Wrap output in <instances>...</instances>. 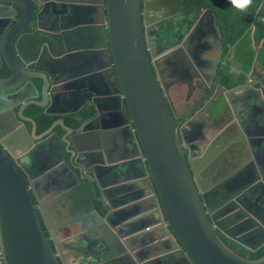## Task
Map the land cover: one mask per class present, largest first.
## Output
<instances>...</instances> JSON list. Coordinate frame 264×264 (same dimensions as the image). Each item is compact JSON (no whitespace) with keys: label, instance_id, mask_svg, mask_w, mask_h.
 Masks as SVG:
<instances>
[{"label":"water","instance_id":"water-1","mask_svg":"<svg viewBox=\"0 0 264 264\" xmlns=\"http://www.w3.org/2000/svg\"><path fill=\"white\" fill-rule=\"evenodd\" d=\"M170 2L174 11L166 7ZM182 3L143 0L142 13V0H0V71L4 65L10 70L0 76V264H70L74 252L84 256L80 264H264V254L243 257L220 236L250 251L264 244V167L256 144V136L264 138V104L259 124L248 120L247 127L231 110L229 88L216 83L211 89L223 43L210 7L192 5L195 25L212 24L218 37L219 53L209 76L186 41L153 49L157 31L164 33L167 24L183 25L170 24ZM261 9L264 0L252 21L256 48L264 41L254 40ZM174 53L170 61L182 57L177 69L183 78L171 82L166 63ZM72 64L69 75L59 80L56 73ZM256 65L255 59L251 71ZM103 75L111 78L109 89L99 88ZM258 75L255 82L261 86L249 85L264 95V71ZM195 77L202 79L196 102L178 113L171 86L180 80L190 85ZM39 90L41 102L33 100ZM92 96L96 118L73 132L62 114L84 108ZM30 105L60 117L37 133L35 119L25 112ZM58 125L66 130L69 158L58 135L51 134ZM120 136L131 150L120 142L121 154L114 156L111 147ZM43 145L48 152L39 150ZM63 211L72 220L58 231L48 219L54 214L61 218ZM73 223L78 226L70 233ZM88 243L98 245L96 260L85 255ZM154 252L158 258L148 261Z\"/></svg>","mask_w":264,"mask_h":264},{"label":"trees","instance_id":"trees-1","mask_svg":"<svg viewBox=\"0 0 264 264\" xmlns=\"http://www.w3.org/2000/svg\"><path fill=\"white\" fill-rule=\"evenodd\" d=\"M183 2L184 8L196 4L200 8L210 7L214 12L222 36V58L225 61V64L218 69L216 74V81L218 83H222L227 88H232L243 83L246 78V72L252 68L255 59L258 68L261 71H264V41L258 48H256L252 43L251 36L252 21L262 0H252L251 6L243 12L235 8L231 4V0H183ZM21 12L20 9L18 16H20ZM256 24L257 27L254 32V40L255 43L258 44L260 40L264 38V9H261L258 12ZM231 65L237 66L240 69L238 75H235L234 72L231 73ZM9 73L10 70L4 65L0 71V76H7ZM25 112L35 119L37 133L47 129L54 120L60 117L57 114L46 113L44 108L36 105L28 106ZM86 119H89L87 104H85L84 108L68 113L66 123L73 129V132H76ZM30 124H28V126H30ZM28 129L30 128L28 127ZM63 133L65 134L66 130H64ZM66 138H68V135H66ZM91 188L92 193L94 194L93 197L95 199V204L97 208L101 210L102 205L95 197V194H98L96 188L94 186H91ZM101 212L103 211L101 210ZM223 239L232 249L243 257L257 259L264 254V244L257 250L250 251L239 244L232 241L229 242L226 237Z\"/></svg>","mask_w":264,"mask_h":264},{"label":"flooded vegetation","instance_id":"flooded-vegetation-1","mask_svg":"<svg viewBox=\"0 0 264 264\" xmlns=\"http://www.w3.org/2000/svg\"><path fill=\"white\" fill-rule=\"evenodd\" d=\"M166 7L170 11H174L175 10L174 4L172 2H170L168 5H166ZM192 10H193L192 6L184 8V2H183L181 11L180 12H176L175 11L174 14L172 15V19L170 20V24H173V22H176V21H178L180 23H183V25H181L182 27L181 26H174V24H173L174 27H170L169 24H167L165 26L166 30H164V33H161L159 31H157L156 35L154 34L153 43L156 44V45H155V47L153 49L157 48V51H159L160 48L162 46L164 47V45H166V44H170V43H174V42H178V41H186V44L190 48L191 53H192L193 57L195 58V60L200 65L203 73L205 75L209 76L210 73L212 72V70L214 69L213 68V63L216 62L217 57H218V53H219L218 52L219 48H218L217 33H216L214 27L211 26L212 24H205L204 25V23H205L204 21L202 22V25L200 24V25L196 26L194 18H193L194 13H193ZM145 11H146V8L143 7V0H142V13H145ZM199 17L200 16H198L196 19L198 20ZM191 20H193L194 23H193V25L190 24V26H189V22ZM203 20H205V19L203 18ZM142 21H143V26L145 27V17H143V16H142ZM186 23H187V25L185 26ZM217 27H218V25H217ZM218 30H219V33H220L219 27H218ZM191 34H192V38H191ZM194 36H198V38H195ZM220 38L222 40L221 33H220ZM193 40L194 41L197 40L198 43L200 42V45L196 46L194 44V46H192L191 44H192V42H194ZM222 43H223V41H222ZM222 52H223V46H222V49L220 51L219 60L217 61V68L215 69L214 79H213V83H212L211 89H213V86L216 83H218L216 81V74H217L218 69L222 66L221 64L224 62V59L222 58ZM175 54L176 53H174L171 56H169L168 63H166V67H167V70H168L167 71V73H168L167 75L169 76L168 80H170L171 82L172 81L174 82V80H176V79H179V78L182 79L183 78L182 75H181L182 71L177 69V65L179 64L178 62L182 61V57L180 58V60L178 62L177 61L176 62L170 61L171 59H174ZM237 71H239V70H237ZM258 74L259 73L256 72V70L255 71H251V69H250L248 72H246V77L250 76L251 78H258V76H259ZM262 79H263V77H262ZM201 82H202V79L198 78V77H195L193 79V82H191L190 85H188L185 81L180 80V82H177V84L174 85V87L171 86V90L173 88H178L179 90L184 89V96L183 97L186 100V99L189 98L188 97V93L189 94L192 93L191 96H196V93L199 91V88L202 87V83ZM198 99H199V97H198ZM195 102L196 101L193 98V99H191V101H189V102L187 101L185 107H183L181 110H178L177 108L176 109H177L178 113H183L190 106L194 105ZM194 112L192 111V112L186 114L185 116H182L181 120L185 119L186 117L188 118V117L192 116L194 114ZM26 115L31 116V115H29L27 113H26ZM111 118H113L112 121H114V120L119 121L120 120V118L118 116H116V117L111 116ZM181 120H180V118L176 119L175 120L176 124H178ZM197 126H198V122L196 121L190 126V131H192L193 128H196ZM48 147L49 146H47V145H43L42 147H40L39 150L48 152L47 151ZM128 149H129V147H127V149L125 151H127ZM64 154H70V153L66 152ZM17 168H18V171L20 172V175L22 176L23 180L28 185V179H27L26 174L19 168V166ZM74 169L79 174H82L81 171H79L77 168H74ZM85 180H87V178H83L82 179V181H85ZM89 183H90V186H95L94 182L89 181ZM91 190H92V188H91ZM38 191H40V190L38 189ZM29 193H30V196H31L34 204L37 205V200H36L35 195H34V193L32 192L31 189H29ZM92 195L94 196L93 193H92ZM95 197H97L96 194H95ZM79 209H80V206H79L78 210ZM45 214H46V216L49 215V213H45ZM61 216L62 217L60 218L57 214H54V216L52 217L51 221H50V219H48L49 223L52 224L51 225L52 228L60 227L58 229V231H64L65 227H62V225L65 224L66 222H69V221L72 220V218L70 217L71 213H68V212L65 213V211H63V214H61ZM39 217H40V215H39ZM40 220L42 222V218L41 217H40ZM51 222H53V223H51ZM42 224H43V222H42ZM70 225L72 227L71 228L72 230H70L71 231L70 233L75 232V230L77 229L78 225L76 223H73V224H70ZM43 228H44L46 234H49V232H48L49 228H47L46 226H44ZM220 236L222 238H225V236L222 235V234H220Z\"/></svg>","mask_w":264,"mask_h":264},{"label":"crops","instance_id":"crops-1","mask_svg":"<svg viewBox=\"0 0 264 264\" xmlns=\"http://www.w3.org/2000/svg\"><path fill=\"white\" fill-rule=\"evenodd\" d=\"M12 49L14 50V48H12ZM224 64H225V61H224ZM75 65L76 64L68 65V66L62 68L61 71H58L56 73V75H58V77H60L59 80L66 78L67 75H69V72L72 71V69ZM237 70L240 71V69L237 66L231 65V67H230L231 73L234 72L235 75H238L240 72ZM259 71H261V70L258 68V65H256V72L259 73ZM255 80H256V78H251L250 76L246 77L244 82L241 83L244 85L238 84L232 88H229L230 91L228 92V95H229L228 97L232 101V105H233L231 107V110L237 116L238 120H239V116H240V118L245 119V122L250 120L251 122L256 121L259 124L258 120L261 118V115L263 113L264 95L263 94L257 95L255 93V90L252 87H250L249 82H253V81H254L253 85L255 87L259 88L261 86L260 83L257 81L255 82ZM247 82H248V84H247ZM98 83L100 85L99 86L100 89L102 87H107L109 89V85L111 84V78L103 75L99 78ZM191 95H192V93H190V95L188 96L189 98L185 100L183 97L184 96V89L179 90L178 88H173L172 90H170L171 99L175 105V108H177L178 110H181L183 107H185L187 101L189 102V101H191V99L196 97V96H191ZM122 104H123L124 110H126L127 108H126L125 103L122 102ZM202 114H203V116L205 115L204 110L202 111ZM198 121H201V120L198 119ZM245 124L247 127H249V123L247 124V122H246ZM97 125H98V122H97ZM94 129L90 127V130L94 131ZM115 129H117V128L115 127ZM97 130H100L99 132L104 131L106 133L108 131H110V129H107V128H105V129L99 128ZM109 138H111V135H109ZM118 138L119 139H118L115 147L114 146L111 147L112 148L111 154L113 153L112 155H114V156H119L118 154H121L123 146H124L125 150L127 149V147H129V149H128L129 151L131 150V145L129 142H127L128 140L123 142L124 140L121 138V136ZM259 138H261V137L256 136V144L259 146V149H258L259 152H258L257 156L259 157V160L264 167V138L263 137L261 139H259ZM120 142H122L121 143L122 149L119 146ZM111 144H114L113 140L111 141ZM66 157L69 158L70 154H66ZM48 211H49V213H51L52 212L51 208L49 209V207H48L47 212ZM85 250L87 251V253H85V255L88 257L89 260H96L95 257L96 258L98 257V252H97L98 251V245H96L95 243H88V245H86V247H85ZM78 253H79V251H78ZM74 254H75V252L73 254L72 253L70 254V260H69L70 264H80V262L82 261L84 256L83 257L79 256V258H77V257L73 256ZM152 254L153 255H150L147 258L148 261H152L151 257L156 255L155 252Z\"/></svg>","mask_w":264,"mask_h":264},{"label":"rangeland","instance_id":"rangeland-1","mask_svg":"<svg viewBox=\"0 0 264 264\" xmlns=\"http://www.w3.org/2000/svg\"><path fill=\"white\" fill-rule=\"evenodd\" d=\"M41 84H42V81L40 79H37L35 81V86H38L40 88V85ZM47 95H48V102L46 103V106L49 107L50 104H51V102H52V95L50 94L49 91H47ZM43 96H44L43 92L39 90L38 96L36 98H33V100L38 101V102H41L43 100ZM86 104L88 106V111H89V119L87 120V122H89V121H91V120H93V119L96 118L97 113H98V109H97V105H96V103H95V101L93 99H91L90 101H88ZM62 115H63L64 121L67 122L68 113L64 112ZM28 122L29 121L24 122V124L26 125L27 128L29 127L31 129L32 124H30ZM28 124H30V126H28ZM63 132H64V130L62 129V127L60 125H58L53 130V132L51 134H57L59 136V140L61 142V145L63 147V150L66 153V150L65 149H66L67 144L64 141L65 139H64V133ZM136 138H137L138 145L140 146V144H141L140 143V139L138 138L137 135H136ZM73 147H74L73 142H71L69 149H72ZM141 152L143 153L142 150H141ZM227 239H228L229 242H231V240L229 238H227Z\"/></svg>","mask_w":264,"mask_h":264},{"label":"clouds","instance_id":"clouds-1","mask_svg":"<svg viewBox=\"0 0 264 264\" xmlns=\"http://www.w3.org/2000/svg\"><path fill=\"white\" fill-rule=\"evenodd\" d=\"M231 4L239 9L240 11H245L252 4V0H231Z\"/></svg>","mask_w":264,"mask_h":264},{"label":"bare ground","instance_id":"bare-ground-1","mask_svg":"<svg viewBox=\"0 0 264 264\" xmlns=\"http://www.w3.org/2000/svg\"><path fill=\"white\" fill-rule=\"evenodd\" d=\"M132 106H133V108L135 107V101L132 102ZM57 108H60V107H57ZM156 258H157V257H153L152 260L154 261V260H156ZM154 264H156V263H154Z\"/></svg>","mask_w":264,"mask_h":264},{"label":"built area","instance_id":"built-area-1","mask_svg":"<svg viewBox=\"0 0 264 264\" xmlns=\"http://www.w3.org/2000/svg\"><path fill=\"white\" fill-rule=\"evenodd\" d=\"M93 97H94V96H92L91 99H92ZM91 99H88V98H87L86 103H87L88 101H90ZM153 257H157V256H156V255H155V256H152L151 259H153Z\"/></svg>","mask_w":264,"mask_h":264}]
</instances>
